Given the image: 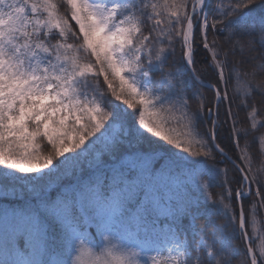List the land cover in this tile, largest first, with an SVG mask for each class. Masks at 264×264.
<instances>
[{
    "label": "snow or ice",
    "instance_id": "6c2138e0",
    "mask_svg": "<svg viewBox=\"0 0 264 264\" xmlns=\"http://www.w3.org/2000/svg\"><path fill=\"white\" fill-rule=\"evenodd\" d=\"M257 157L264 0H0V264H264Z\"/></svg>",
    "mask_w": 264,
    "mask_h": 264
},
{
    "label": "trees",
    "instance_id": "16d2710c",
    "mask_svg": "<svg viewBox=\"0 0 264 264\" xmlns=\"http://www.w3.org/2000/svg\"><path fill=\"white\" fill-rule=\"evenodd\" d=\"M177 56H179V52L177 53ZM205 82L207 83L208 80L205 79ZM259 168H264V157H257L256 159L253 160V169L256 170ZM220 191L221 189L218 187L212 189V192L214 194H219ZM262 219H264V211H262L260 215L257 217L256 228L252 232L253 240H255L256 244H259L262 241H264V224L261 223Z\"/></svg>",
    "mask_w": 264,
    "mask_h": 264
},
{
    "label": "rangeland",
    "instance_id": "374dc122",
    "mask_svg": "<svg viewBox=\"0 0 264 264\" xmlns=\"http://www.w3.org/2000/svg\"><path fill=\"white\" fill-rule=\"evenodd\" d=\"M123 106V105H122Z\"/></svg>",
    "mask_w": 264,
    "mask_h": 264
}]
</instances>
